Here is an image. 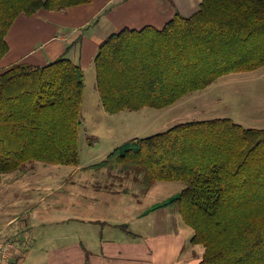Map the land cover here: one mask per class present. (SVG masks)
<instances>
[{"label": "trees", "instance_id": "1", "mask_svg": "<svg viewBox=\"0 0 264 264\" xmlns=\"http://www.w3.org/2000/svg\"><path fill=\"white\" fill-rule=\"evenodd\" d=\"M93 1L0 0V60L22 14ZM94 67L106 112L166 109L226 75L264 68V0H202L162 28H124L100 44ZM84 96L85 72L66 57L0 71V175L22 176L35 161L80 166ZM86 169L120 170L145 189L182 182L155 208H177L194 229L192 243L205 248L199 264H264V128L185 121L134 137Z\"/></svg>", "mask_w": 264, "mask_h": 264}, {"label": "rangeland", "instance_id": "2", "mask_svg": "<svg viewBox=\"0 0 264 264\" xmlns=\"http://www.w3.org/2000/svg\"><path fill=\"white\" fill-rule=\"evenodd\" d=\"M263 73L264 68L231 73L166 109L147 107L140 111L110 114L102 105L94 64L87 68L79 138L81 167L46 165L39 161L29 163L30 172L60 166L66 172H73L74 176L65 186V193L57 192L58 188L54 192L67 200L62 201L67 204L64 209L67 221L58 224L50 219L43 220L41 236L33 232L24 244L30 253L28 264H48L56 245H70L77 241L99 252L104 245L102 240H115L118 244L138 242L142 252L146 246L150 248V255L164 254L169 259L172 255L170 262L173 264H198L205 248L192 243L194 229L184 222L179 210L169 206L154 212L150 207L172 194L178 195L184 186L182 182L158 181L150 189H145L140 179L120 170L86 168L103 161L112 150L134 137L164 132L185 121L230 118L245 127L264 128V80L258 79ZM77 187L82 188L79 189L82 196L71 210L70 200L74 198L71 189ZM96 187L101 189L96 190ZM96 192L104 194L102 202L92 199ZM51 194L44 198V205L56 201L55 195ZM108 198H111L109 202ZM46 215L58 219L52 211ZM98 216H103L105 222L92 220ZM129 230L140 236L134 237ZM170 235L173 238L165 242V237Z\"/></svg>", "mask_w": 264, "mask_h": 264}, {"label": "crops", "instance_id": "3", "mask_svg": "<svg viewBox=\"0 0 264 264\" xmlns=\"http://www.w3.org/2000/svg\"><path fill=\"white\" fill-rule=\"evenodd\" d=\"M201 1L94 0L92 3L73 6L63 11L41 9L33 16L22 14L9 31L7 39L10 50L0 60V71L19 62L43 66L66 57L79 63L86 72L87 68L94 64L100 44L110 34L127 27L140 29L153 25L162 28L177 11L186 16L195 13ZM258 79L263 81L264 73L259 75ZM80 167L81 165L76 168ZM73 176V172H66L60 166L46 171H28L22 176L0 175V237L11 240L15 245L11 264H28L30 253L24 244L32 237L33 232L41 236V224H45L43 220L50 219V222L58 224L67 221L64 211L67 204L62 202L67 200H63L54 192L58 188L57 192L65 193V186L69 185L68 182ZM79 189L82 188L71 189V195L74 196L73 200H70L71 210L82 196ZM95 189L100 190L101 187ZM95 189L92 188L94 191ZM50 193L55 195L56 201H49L44 205L43 200ZM95 195L92 199L96 202L103 201L104 194L96 192ZM173 196L175 195L172 194L159 204ZM109 200L111 198H108V202ZM156 204L150 206L154 212L169 207L155 208L158 205ZM49 211L58 219L46 215ZM92 220L104 223L106 219L98 216L92 217ZM122 225L128 227L126 223ZM129 232L134 237L140 236L130 230ZM170 238L172 239L173 235L165 237L164 241L168 242ZM102 242L104 245L99 252L91 250L79 241L70 245H56L49 255L48 264H173L170 262L173 260L172 255L171 259L164 254L150 255V248L146 246H143L145 252H142L138 242Z\"/></svg>", "mask_w": 264, "mask_h": 264}, {"label": "built area", "instance_id": "4", "mask_svg": "<svg viewBox=\"0 0 264 264\" xmlns=\"http://www.w3.org/2000/svg\"><path fill=\"white\" fill-rule=\"evenodd\" d=\"M14 248L11 240L0 237V264H11Z\"/></svg>", "mask_w": 264, "mask_h": 264}]
</instances>
